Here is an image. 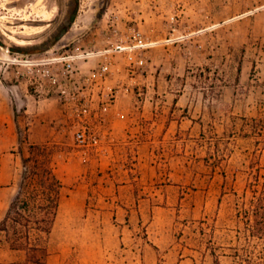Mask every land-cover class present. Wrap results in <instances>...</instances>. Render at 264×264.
<instances>
[{
	"label": "rangeland",
	"instance_id": "1",
	"mask_svg": "<svg viewBox=\"0 0 264 264\" xmlns=\"http://www.w3.org/2000/svg\"><path fill=\"white\" fill-rule=\"evenodd\" d=\"M129 29L148 43L145 66L128 72L115 54L110 85L120 92L86 120L87 146L75 140L82 122L72 107L32 95L22 77V97L41 101L50 131L28 135L35 108L24 103L19 143L0 152L12 173L0 218L19 184L21 156L31 144L46 145L63 185L47 264H213L212 253L220 264H245L254 241L246 244L237 212L254 190L264 192V0H0V50L16 60L101 50ZM101 57L81 62V71ZM210 141L224 153L216 162ZM102 206L119 209L128 241L155 244L148 246L155 258L76 259L90 255L84 244L99 243L87 215ZM104 223L112 227L110 217ZM108 245L117 255V238ZM23 259L0 234V262Z\"/></svg>",
	"mask_w": 264,
	"mask_h": 264
},
{
	"label": "trees",
	"instance_id": "2",
	"mask_svg": "<svg viewBox=\"0 0 264 264\" xmlns=\"http://www.w3.org/2000/svg\"><path fill=\"white\" fill-rule=\"evenodd\" d=\"M74 14H70V21ZM208 144L214 147L209 154L213 162L224 156L217 142ZM21 164L19 184L0 218V234L10 250L24 253L22 264H45L48 255L45 240L55 221L63 185L53 172L48 146L29 145L27 155L21 156ZM237 213L243 222L246 244L254 241L252 250L244 248L242 260L245 264H264V192L254 190L249 205ZM212 256L213 264H220L214 253Z\"/></svg>",
	"mask_w": 264,
	"mask_h": 264
},
{
	"label": "built area",
	"instance_id": "3",
	"mask_svg": "<svg viewBox=\"0 0 264 264\" xmlns=\"http://www.w3.org/2000/svg\"><path fill=\"white\" fill-rule=\"evenodd\" d=\"M147 46L139 31L129 29L126 34L115 36L101 50H64L54 56L42 57L39 54L34 59H14V62L27 67L25 71L16 73L17 78L25 77L32 95H55L62 105L72 107L75 118L82 122L74 131V137L78 146L83 147L89 145L91 139V129L86 120L99 118V111L104 110V105L114 102L120 92L119 86L110 85L115 54L124 57L126 70L132 73L145 66L144 51ZM96 55L102 57L86 72L81 71L80 63L87 64V59Z\"/></svg>",
	"mask_w": 264,
	"mask_h": 264
},
{
	"label": "crops",
	"instance_id": "4",
	"mask_svg": "<svg viewBox=\"0 0 264 264\" xmlns=\"http://www.w3.org/2000/svg\"><path fill=\"white\" fill-rule=\"evenodd\" d=\"M10 63L14 62V56L5 53L0 50V152L14 149L13 146L19 143V136H21V126L19 123L20 116L16 114L19 111L23 113L28 112V108L23 106L24 103L28 107L35 108V121L36 124L27 128L26 132L33 131L28 135L40 136L47 134L50 129L46 125V115L41 114L40 100H34L33 104L26 100V86H24V79L22 77L17 78L16 70L10 66ZM30 96H32L30 94ZM31 110V109H30ZM18 118V122H17ZM41 119L43 121H41ZM20 129V130H19ZM14 155L15 153H11ZM12 173L10 166L5 163L4 157L0 155V194H6L9 191ZM108 203V202H107ZM71 211V210H70ZM119 209L111 210L109 206H102L100 208H92L88 211L87 218L94 217L93 230L95 235L99 239V243H87L84 244L89 249L88 256L77 255L76 259H154L151 249L155 250L156 245L145 242V245L141 243H135L134 241H128L126 233V224L120 221ZM110 217L112 219V227H108L104 222ZM87 218H85L87 220ZM83 219V220H85ZM83 232L85 229L82 230ZM117 238L118 254L112 256L111 252L113 247L108 245V241H114ZM116 246V245H115ZM148 246L151 248L149 249ZM82 248L76 247L75 250L81 251ZM14 251V250H13ZM104 251L102 256H97V253ZM111 251V252H110ZM50 255H47L45 264L50 261ZM58 258V255L53 256L52 259ZM91 264H100V261H91Z\"/></svg>",
	"mask_w": 264,
	"mask_h": 264
}]
</instances>
